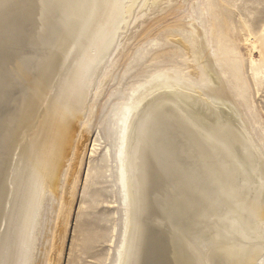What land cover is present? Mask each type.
<instances>
[{"label":"bare ground","instance_id":"1","mask_svg":"<svg viewBox=\"0 0 264 264\" xmlns=\"http://www.w3.org/2000/svg\"><path fill=\"white\" fill-rule=\"evenodd\" d=\"M137 2L0 0V264L13 243L10 260L26 263L17 245L36 246L45 191L68 203L61 179L74 189L96 69ZM192 33L198 43L183 49L200 71L193 61L190 74L209 84L166 69L111 121L106 168L114 165L126 210L118 264H264V153L235 95L222 92L209 41ZM61 231L57 218L52 244Z\"/></svg>","mask_w":264,"mask_h":264},{"label":"rangeland","instance_id":"2","mask_svg":"<svg viewBox=\"0 0 264 264\" xmlns=\"http://www.w3.org/2000/svg\"><path fill=\"white\" fill-rule=\"evenodd\" d=\"M154 1L139 0L132 7L127 24L116 37V46H112L108 57L95 71L90 106L85 108L80 121L89 131L75 173V187L72 190V184L62 177L67 204L59 196L54 199L45 191L46 210L43 207L42 214L39 209L35 213L36 217L42 215L33 226L34 232H38L36 246L32 244L27 249L22 243L17 245L21 254L24 249L28 251L27 264H118L126 210L114 165L113 174L106 168L116 149L117 131L111 130V121L120 117L122 103H128L148 80L166 69L190 74L194 61L195 73L200 71L199 64L194 58L189 60V54L183 49V43L190 46L198 43L199 38L192 33L194 30L209 41L212 58L224 81L222 92L230 99L235 95L264 153V0ZM82 35L78 41L83 39ZM250 37L255 40V50ZM189 77L200 86L209 84L205 77L198 78L194 74ZM55 80L56 77L45 87L46 96L53 90ZM56 101L53 107L50 105L52 108H47L55 112L59 106ZM47 108L46 114L50 110ZM51 117L49 124L54 121V116ZM35 134H40L37 128L28 137ZM94 138L96 144L92 145ZM37 143L38 148L43 143V135ZM202 212L206 214V210ZM57 218L62 231L54 245L53 228ZM13 245L9 250L1 249L6 255L4 264L14 263L10 260L15 252ZM13 255L15 257V253ZM21 258L17 260L19 264H23Z\"/></svg>","mask_w":264,"mask_h":264}]
</instances>
